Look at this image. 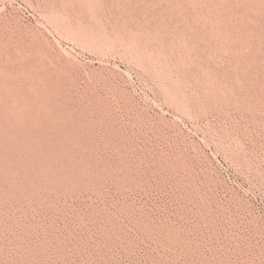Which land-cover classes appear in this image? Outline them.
<instances>
[{"label": "rangeland", "instance_id": "obj_1", "mask_svg": "<svg viewBox=\"0 0 264 264\" xmlns=\"http://www.w3.org/2000/svg\"><path fill=\"white\" fill-rule=\"evenodd\" d=\"M0 127L78 179L0 167V264H264V0H0Z\"/></svg>", "mask_w": 264, "mask_h": 264}, {"label": "bare ground", "instance_id": "obj_2", "mask_svg": "<svg viewBox=\"0 0 264 264\" xmlns=\"http://www.w3.org/2000/svg\"><path fill=\"white\" fill-rule=\"evenodd\" d=\"M255 1V0H254ZM260 1V0H259ZM257 2V1H256ZM262 3V2H261ZM263 4V3H262ZM2 67V66H1ZM7 68V67H6ZM2 69H3V67H2ZM10 71H13V70H10ZM21 71V70H20ZM26 71V70H25ZM5 72V71H4ZM7 72H9V71H7ZM27 72V71H26ZM6 73V72H5ZM24 73V72H23ZM2 74V73H1ZM26 74H29V73H26ZM3 75V74H2ZM7 75V74H6ZM11 75V74H10ZM12 75H14V74H12ZM8 76V75H7ZM8 77H10V76H8ZM21 78V77H20ZM4 79V78H3ZM6 80V79H5ZM10 81V80H9ZM7 84V83H6ZM7 85H9V84H7ZM4 86V85H3ZM9 87V86H8ZM6 88H7V86H6ZM5 93V92H4ZM8 93V92H7ZM3 96V95H2ZM5 98V97H4ZM13 98H15V97H13ZM6 100V99H5ZM14 100V99H13ZM15 100H17V99H15ZM46 101V100H45ZM15 103V102H14ZM48 103V102H47ZM46 103V105H48ZM26 104V103H25ZM51 104V103H50ZM21 105H23V103L21 104ZM33 105H35V104H33ZM32 105V106H33ZM42 105H43V102H42ZM10 106V105H9ZM52 106V105H51ZM53 107V106H52ZM15 108V107H14ZM33 108V107H32ZM48 108V107H47ZM13 110V109H12ZM52 110V109H51ZM3 111V110H2ZM24 111V110H23ZM39 111V110H38ZM41 111H44V110H41ZM45 111H46V109H45ZM51 113V112H50ZM8 114V113H7ZM13 114H15V113H13ZM43 114V113H42ZM47 114V113H46ZM16 115V114H15ZM35 115V114H34ZM3 116V115H2ZM102 117V116H101ZM5 119V118H4ZM20 119V118H19ZM98 119H100V118H98ZM2 120V119H1ZM12 120V119H11ZM10 120V121H11ZM17 120V119H16ZM13 121V120H12ZM3 122V121H2ZM5 122H6V119H5ZM6 124V132L8 131H10V132H13L14 133V131H17V126L15 127V121H14V124L13 123H11V122H7V123H5ZM17 124V123H16ZM5 126V125H4ZM102 126V125H101ZM20 127H21V125H20ZM0 128H2V127H0ZM4 130V131H5ZM19 130V129H18ZM24 130V129H23ZM26 130V129H25ZM9 132V133H10ZM19 132V131H18ZM18 132H17V134H18ZM37 132V131H36ZM60 132H62V131H60ZM69 132V131H68ZM67 132V133H68ZM2 133V132H1ZM5 133V132H4ZM9 133L7 134V135H9ZM26 133V132H25ZM63 133V132H62ZM75 133H76V131H75ZM11 134V133H10ZM23 134H24V132H23ZM31 134V133H30ZM35 134V133H34ZM33 134V135H34ZM39 134V133H38ZM37 134V135H38ZM68 134H70V133H68ZM5 135H6V133H5ZM27 135V134H26ZM25 135V136H26ZM45 135V134H44ZM39 136V135H38ZM44 137V136H43ZM5 138V137H4ZM8 138V137H7ZM19 138V137H18ZM23 138V137H22ZM21 138V139H22ZM34 138V137H33ZM45 138V137H44ZM51 138V137H50ZM67 138V137H66ZM74 138V137H73ZM20 139V138H19ZM24 139H25V137H24ZM48 139V138H47ZM52 139V138H51ZM1 140V139H0ZM6 140V139H5ZM4 140V141H5ZM12 140V139H11ZM75 140V139H74ZM2 141V140H1ZM17 141V140H16ZM20 141V140H19ZM29 141V140H28ZM32 141V140H31ZM30 141V142H31ZM36 141H37V139H36ZM40 141V140H39ZM68 141V140H67ZM70 141V140H69ZM72 141V140H71ZM5 142H7V141H5ZM15 142V141H14ZM27 142V141H26ZM33 142V141H32ZM1 143V142H0ZM24 143V142H23ZM35 143V142H34ZM3 144H4V142H3ZM17 144V143H16ZM9 144H7V146H8ZM15 145V144H14ZM21 144H19V146H20ZM68 145H69V143H68ZM1 146V145H0ZM5 146V149L7 148L6 147V145H3V147ZM13 146V145H12ZM17 146V145H16ZM18 146V147H19ZM31 146V145H30ZM33 146V145H32ZM31 146V147H32ZM40 146V145H39ZM43 146V145H42ZM67 146V145H66ZM65 146V147H66ZM2 147V148H3ZM25 150H27L26 149V147L27 146H22ZM41 147V146H40ZM52 147V146H51ZM54 147V146H53ZM64 147V146H63ZM64 147V148H65ZM72 147V146H71ZM1 148V149H2ZM8 149V148H7ZM33 149V148H32ZM37 149V148H36ZM55 149V148H54ZM12 150H14V149H12ZM24 150V151H25ZM35 150V149H34ZM59 150H60V148H59ZM65 150V149H64ZM74 150V149H73ZM6 151V150H5ZM16 151V150H15ZM20 151V150H19ZM40 151V150H39ZM42 151V150H41ZM56 151H57V149H56ZM9 152V151H8ZM30 152V151H29ZM28 152V153H29ZM51 152V151H50ZM64 152V151H63ZM66 152V151H65ZM64 152V153H65ZM6 153V152H5ZM19 153V152H18ZM28 153H26V155L28 154ZM37 153V152H36ZM42 153H43V151H42ZM48 153H49V150H48ZM21 154V153H20ZM52 154V153H51ZM68 154V153H67ZM66 154V155H67ZM74 154V153H73ZM9 155V154H8ZM11 155V154H10ZM9 155V156H10ZM32 155V154H31ZM46 155V154H45ZM56 155H58V152H57V154ZM18 156V155H17ZM22 156V155H21ZM24 156H25V154H24ZM30 156V155H29ZM28 156V157H29ZM34 156V155H33ZM58 156H61V154L60 155H58ZM7 157V156H6ZM49 157H50V155H49ZM48 157V158H49ZM52 157H53V155H52ZM2 158H4V157H2ZM9 158V157H8ZM30 158H31V156H30ZM15 159V158H14ZM24 159V158H23ZM23 159H21V160H23ZM26 159V158H25ZM31 159H33V157L31 158ZM31 159H29V160H31ZM53 159H55V158H53ZM82 159V158H81ZM18 160V159H17ZM20 160V159H19ZM39 160V159H38ZM46 160H48V159H46ZM56 160V159H55ZM55 160H48L47 162H44V163H40L39 162V164H35L34 162L32 163V162H30L29 163V161L27 162L28 163V165L29 166H27L26 164H24V165H26L27 167H30V166H32L33 168H35V170H36V168L39 170V172H40V176H41V180L39 179V181H36V180H34L30 175H29V173L27 172L28 171V168L26 167V169H27V171H24V172H18V171H16V170H13V169H11V170H13V171H7V168L8 167H4V166H0L1 167V169H2V171L4 172V175L6 176V174L8 175L7 176V178H9V179H11V178H13L14 176H16V178H17V176H18V179L20 178V180L22 179V181H24V183H22V187H21V185H19L18 184V186H20L21 188H22V191L21 192H23L24 190H26V189H34V188H36V189H38V188H42V187H46L47 186V184H49V181H51L52 179L51 178H53L52 176L54 175H56V176H59L60 178H61V180L60 179H58V180H60L61 182H62V184H64V185H68V184H71V183H74V182H77L76 180H78L75 176H76V174L75 175H71V174H69L65 169H66V167H65V169H64V167L63 166H61L60 165V167H59V164H58V161L57 162H55ZM59 160H60V158H59ZM67 160V159H66ZM71 160H73V157H72V159ZM4 161H6V160H4ZM32 161V160H31ZM34 161H35V159H34ZM44 161V160H43ZM76 161V160H75ZM12 162H13V160L10 162L11 164H12ZM19 163H20V161H18ZM23 162V161H22ZM60 162V161H59ZM69 162H71V161H69ZM79 162V161H78ZM18 163V164H19ZM26 163V162H25ZM38 163V162H37ZM55 163H57V164H55ZM82 163V162H81ZM13 164H15L14 162H13ZM12 164V165H13ZM75 164V163H74ZM9 165V164H8ZM16 165V164H15ZM20 165H22V164H20ZM76 165V164H75ZM10 166V165H9ZM17 166V165H16ZM19 166V165H18ZM53 166H55L53 169L55 170L56 169V171H54V172H52L51 170V168L53 167ZM66 166H68V165H66ZM12 167V166H11ZM15 167V166H14ZM23 167H25V166H23ZM71 167V166H70ZM77 167H79V166H77ZM72 168H74L73 166H72ZM1 169H0V171H1ZM17 169V168H16ZM19 169H20V167H19ZM68 169V168H67ZM70 169V168H69ZM78 169V168H77ZM80 169V168H79ZM18 170V169H17ZM20 170H22V169H20ZM83 170V169H82ZM1 171V172H2ZM23 171V170H22ZM32 171V170H31ZM74 171V170H73ZM69 172H70V170H69ZM80 172V171H79ZM83 172V171H82ZM85 172H86V170H85ZM35 173H37V172H35ZM76 173H78L77 171H76ZM87 173H88V171H87ZM81 174V173H80ZM33 175H34V173H33ZM36 175V174H35ZM38 175V176H39ZM79 175V174H78ZM82 175V174H81ZM5 176H4V178H5ZM2 177V176H1ZM36 177V176H35ZM58 177V178H59ZM78 177V176H77ZM80 177V176H79ZM83 177H84V172H83ZM83 177H81V178H83ZM7 178H5V179H7ZM15 178V179H16ZM87 178V177H86ZM90 178V177H89ZM8 179V180H9ZM14 179V178H13ZM53 179H55V178H53ZM81 180V179H80ZM84 180H86V179H84ZM17 181V180H16ZM19 181V180H18ZM25 181H27L28 182V186H27V184L25 183ZM55 181V180H54ZM82 181V180H81ZM90 181V180H89ZM3 182V181H2ZM8 182V181H7ZM6 182V183H7ZM9 182H11V181H9ZM13 182V181H12ZM20 182V181H19ZM57 182V181H56ZM59 182V181H58ZM80 182V181H79ZM84 182V181H83ZM5 183V182H4ZM16 183V182H15ZM78 183V182H77ZM81 183V182H80ZM89 183V182H88ZM90 183H91V181H90ZM26 184V185H25ZM59 184H61V183H59ZM83 184V183H82ZM7 185V184H6ZM10 185V184H9ZM12 185V184H11ZM51 185V184H50ZM73 185H75V184H73ZM72 185V186H73ZM55 186H56V184H55ZM78 186V185H77ZM82 186V185H81ZM96 186V185H95ZM49 187V186H48ZM64 187V186H63ZM68 187V186H67ZM70 187V186H69ZM66 188V187H65ZM70 188H72V187H70ZM88 188V187H87ZM2 189V188H1ZM5 189V188H4ZM18 189V188H17ZM20 189V188H19ZM43 189V188H42ZM48 189V188H47ZM52 189V188H51ZM10 190V189H9ZM35 190V189H34ZM44 190H45V188H44ZM53 190V189H52ZM56 190V189H55ZM69 190V189H68ZM18 191V190H17ZM29 191V190H28ZM37 191V190H36ZM40 191V190H39ZM49 191V190H48ZM54 191V190H53ZM70 191H71V189H70ZM72 191H73V188H72ZM13 192V191H12ZM31 192V191H30ZM51 192V191H50ZM57 192V191H56ZM61 192V191H60ZM64 192V191H63ZM2 193V192H1ZM4 193V192H3ZM18 193V192H17ZM36 193V192H35ZM48 193V192H47ZM59 193V192H58ZM69 193V192H68ZM6 194V193H5ZM60 194V193H59ZM9 195V194H8ZM23 195V194H22ZM32 195V194H31ZM34 195V194H33ZM39 195V194H38ZM42 195V194H41ZM40 195V196H41ZM58 195V194H57ZM30 196V195H29ZM65 196H66V194H65ZM69 196V195H68ZM4 197V196H3ZM13 197V196H12ZM28 197V196H27ZM31 197V196H30ZM34 197V196H33ZM47 197V196H46ZM53 197V196H52ZM56 197V196H55ZM0 198H1V196H0ZM7 198H9V197H7ZM17 198H19V197H17ZM24 198V197H23ZM4 199V198H3ZM24 199H26V198H24ZM37 199V198H36ZM11 200V199H10ZM20 200V199H19ZM45 200V199H44ZM44 200H42V201H44ZM23 202V201H22ZM26 203V202H25ZM27 203H28V200H27ZM2 204H3V202H2ZM1 205V204H0ZM11 205V204H10ZM9 205V206H10ZM22 206V205H21ZM11 207V206H10ZM12 208V207H11ZM1 211V210H0ZM77 218V217H76ZM82 220V219H81ZM105 220V219H104ZM103 220V221H104ZM110 220V219H109ZM22 222V221H21ZM105 222V221H104ZM111 222V221H110ZM28 223V222H27ZM33 223H35V222H33ZM16 224V223H15ZM24 224H26V223H24ZM31 225V224H30ZM10 226H11V223H10ZM18 226V225H17ZM34 226V225H33ZM62 226H63V224H62ZM143 226H145V225H143ZM19 227V226H18ZM27 227V226H26ZM29 227V226H28ZM10 228V227H9ZM35 228V227H34ZM33 228V229H34ZM37 228V227H36ZM58 228V227H57ZM23 229V228H22ZM64 229V228H63ZM69 229V228H68ZM105 229V228H104ZM108 229V228H107ZM54 230V229H53ZM59 230V229H58ZM61 230V229H60ZM77 230V229H76ZM75 230V231H76ZM35 231V230H34ZM109 231V230H108ZM37 232H38V230H37ZM21 233H23L22 231H21ZM31 233V232H30ZM42 233V232H41ZM61 233V232H60ZM72 233V232H71ZM174 233V232H173ZM20 234V233H19ZM62 234V233H61ZM177 234V233H176ZM30 235V234H29ZM53 235H55V234H53ZM57 235V234H56ZM171 235V234H170ZM172 236V235H171ZM20 237V236H19ZM36 237V236H35ZM167 237H168V235H167ZM182 237V236H181ZM180 237V238H181ZM30 238H32V237H30ZM41 238V237H40ZM44 238V237H43ZM52 238H54V237H52ZM57 238V237H56ZM175 238V237H174ZM176 238H177V236H176ZM21 239V238H20ZM33 239H34V237H33ZM59 239V238H58ZM176 240V239H175ZM179 240H181V239H179ZM27 241V240H26ZM40 241V240H39ZM39 241H38V243H39ZM52 241V240H51ZM62 241V240H61ZM69 241V240H68ZM71 241V240H70ZM184 241V240H183ZM17 242V241H16ZM49 242V241H48ZM59 242V241H58ZM65 242V241H64ZM66 242H67V240H66ZM20 243V242H19ZM24 243V242H23ZM27 243V242H26ZM33 243V242H32ZM37 243V242H36ZM47 243V242H46ZM50 243V242H49ZM40 244H42L41 242H40ZM21 245V244H20ZM60 245V244H59ZM63 245V244H62ZM76 246V245H75ZM78 246V245H77ZM31 247V246H30ZM40 247V246H39ZM19 248V247H18ZM22 248V247H21ZM20 248V249H21ZM52 249V248H51ZM54 249V248H53ZM77 249V248H76ZM79 249V248H78ZM27 250V249H26ZM56 250V249H55ZM29 251V250H28ZM40 251V250H39ZM17 252V251H16ZM21 252V251H20ZM48 252V251H47ZM29 254V253H28ZM53 254V253H52ZM46 255V254H45ZM51 255V254H50ZM23 256V255H22ZM28 256V255H27ZM36 256V255H35ZM41 256V255H40ZM32 257V256H31ZM21 258V257H20ZM28 258V257H27ZM35 258V257H34ZM19 262V261H18ZM26 264V263H25Z\"/></svg>", "mask_w": 264, "mask_h": 264}]
</instances>
